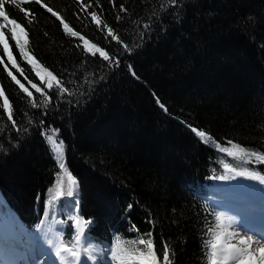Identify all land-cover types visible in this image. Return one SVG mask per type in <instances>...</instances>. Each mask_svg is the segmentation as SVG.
Segmentation results:
<instances>
[{
	"label": "trees",
	"instance_id": "trees-1",
	"mask_svg": "<svg viewBox=\"0 0 264 264\" xmlns=\"http://www.w3.org/2000/svg\"><path fill=\"white\" fill-rule=\"evenodd\" d=\"M80 2L91 7L81 11L77 0H42L77 36L35 0L6 8L29 32L27 50L69 91L60 93L55 81L51 91L41 84L9 38L17 63L43 95L37 93L0 46V85L16 125L0 98V246L12 233L25 244L40 240L49 248L63 240L80 246L85 257V248L98 256L116 237L132 241L152 232L158 250L164 242L175 250V264H208L204 241L220 214L222 192L237 195L247 187L231 179L236 171L264 176V164L228 143L264 154V0ZM92 11L119 42L91 21ZM81 35L110 60L85 53ZM192 128L215 143H201ZM53 130L64 144L66 173L78 183L71 197L68 175L42 135ZM78 218L92 221L82 245L74 239Z\"/></svg>",
	"mask_w": 264,
	"mask_h": 264
},
{
	"label": "snow or ice",
	"instance_id": "snow-or-ice-1",
	"mask_svg": "<svg viewBox=\"0 0 264 264\" xmlns=\"http://www.w3.org/2000/svg\"><path fill=\"white\" fill-rule=\"evenodd\" d=\"M26 2V0H25ZM80 3L81 11H86L87 8L91 7V4L81 3L80 0H77ZM35 3L40 5V7L45 8L51 16L55 17L60 24L63 26V29L66 33H70L72 36H77L78 33L73 31L69 24L65 22L62 16L52 7H48L46 4L42 3V0H35ZM98 3V0H97ZM173 6H178L179 0H171ZM16 5L17 8H20V4L17 3V0H0V46L3 48L4 56L7 57L8 64L11 65L13 69L16 70L20 76L24 77L28 81L31 88L35 89L37 93H42L41 87H38L37 84L33 83L31 80H28V75L24 69L20 67L17 63V60L12 54L9 45V38L14 41L15 47L18 49L20 56L24 61L27 62L32 68V71L35 73V76L39 78L41 84L46 83V87L51 91L52 82L55 81L57 85V90L60 93H66L69 90L64 87V81L58 79L51 71L46 67L42 66L33 55L27 50L30 43L29 32L26 29V26L17 21V19L12 18L9 12L6 10L7 6ZM23 10V9H21ZM120 12H125L126 9L121 6L119 9ZM91 21L95 22L98 26H101V20L98 14L95 11L90 13ZM28 21V24L32 23V14L26 13L25 17ZM121 19L120 16H117V20ZM148 27V25H145ZM107 29V35L113 40L119 42L118 36L114 34V30L107 24H103L100 27V30L103 31ZM7 30V33L6 31ZM83 41V49L85 53L91 52L93 56L96 53H99V56L102 57L105 61L110 60V55L108 52L104 51L102 48L98 47L95 43H91L83 35L79 37ZM4 64L3 57H0V65ZM4 70L7 72V75L11 80L18 85L21 92L25 93L29 98L33 97V93L29 91V88L13 74L11 70L8 69L7 65H4ZM42 73L44 75H42ZM45 75L48 77V80L45 81ZM0 98H3V109L4 112L8 114V120L12 122V127L15 128V122L13 120L12 108L9 103V99L5 95V89L0 85ZM44 99L46 102L50 100V97L45 95ZM33 107H36L35 101L32 103ZM191 131L200 139L201 143L208 144L210 141L215 143L214 138L207 134L203 130H198L192 128ZM46 136V139L50 142V147L52 148L54 155L59 156L57 161L58 167L61 172L66 173V165L63 163L64 155V144L63 141H60L56 136V131L53 130L49 133H42ZM231 149H235L236 153L243 155H248L255 158V161H258L261 164H264V154L259 152H254L244 147L237 145L231 141L228 142ZM221 152H225L229 156H235V153L228 148H223L220 145H217ZM227 171H233L227 164L225 165ZM68 175V190L67 195L69 197L73 196L74 190L78 187V183L75 178L72 177L70 173ZM235 176L247 177L250 180L258 181L260 184L264 185V176L254 172V171H236ZM218 179H225L224 176L218 177ZM57 192V197L62 194L63 180L57 182L55 185ZM51 191V189H50ZM131 208V205H129ZM225 217L222 214H217L215 216V225H209V228L206 232L208 239L204 241V247L206 251V256L208 257V264H264V236L260 235H249L247 232L244 233V236L247 238H240L238 243H230V240L239 236L238 232H229L228 228L231 227L232 222L229 221L227 227L224 225ZM151 223V221H149ZM91 220H85L78 218L74 221V227L77 231L75 232L74 239L77 245H82V237L85 236V228H88L91 225ZM219 229V231H215ZM133 230H136L135 228ZM138 231V230H137ZM261 245L253 251V243ZM51 243V241L49 242ZM55 247V255L61 261H66L67 264L75 262V264H84L81 256L82 253L74 247H69L66 243L61 240L59 243L53 245ZM113 259L118 260V264H175V250L167 242H164L162 250H158L153 238V233L148 232L143 236H139L137 240L132 241H122L120 237H116L115 243L110 249ZM84 253L87 254V259L96 261L97 255H92L88 253V249H84ZM66 254V255H62ZM162 255V259H161ZM69 258H71L69 260Z\"/></svg>",
	"mask_w": 264,
	"mask_h": 264
},
{
	"label": "rangeland",
	"instance_id": "rangeland-1",
	"mask_svg": "<svg viewBox=\"0 0 264 264\" xmlns=\"http://www.w3.org/2000/svg\"><path fill=\"white\" fill-rule=\"evenodd\" d=\"M17 1H24V0H17ZM231 179L237 181V183L240 185L247 183L249 186L247 185V187H245L244 189L240 188L239 192L242 193L236 195V197L234 198L232 197L231 194H228L227 196H229V198L232 199H228L227 197H225L224 200L226 202L219 205V207L221 208L223 207L229 208L227 212L226 211L220 212V214H222L225 217V221H224L225 227H227L229 221H231L232 224L231 227L228 228V231L229 232L235 231L240 233L239 236L233 237L230 240V243L236 244L238 243V240L240 238L242 237L245 238L244 236L245 232H247L249 235H258L259 233L262 236H264V230L263 229L260 230L259 228V224L264 223L263 217L257 219L253 216L243 215L241 219L240 218L238 219L234 214L230 213L231 209H236V208L232 207L231 205L228 206L229 203L237 204V205L242 203V205L239 207H242V210L251 212V209L246 207L247 204H244L243 200H241V197L245 196L246 194H251V195L255 194L261 197V199H257V197H254L252 199L254 200L253 203H251L250 205L252 208L258 207L259 205L262 206L264 203V186L263 187L259 186L255 180H250L247 177H243V176H234ZM222 186L226 187L223 183ZM249 220H256L255 221L256 224L245 225L244 222ZM4 241L5 244L3 245V247L0 246V264H67L66 261H61L58 257H56L54 246H51L49 248L44 247L40 240L35 244H30V243L25 244L21 241L16 240L15 238L12 237L11 234H9ZM254 245L255 246H253L252 249L253 251L256 250L255 248L256 244ZM78 250L81 252L80 246L78 247ZM62 255H66V254H62ZM47 257H50L52 259L46 260ZM81 259L82 261H84V264H118V260L113 259L110 249L105 250L101 248L99 250V254L97 256L96 261L88 260L87 257L83 255V253ZM71 264H75V262L73 261ZM232 264H235V262H232Z\"/></svg>",
	"mask_w": 264,
	"mask_h": 264
},
{
	"label": "bare ground",
	"instance_id": "bare-ground-1",
	"mask_svg": "<svg viewBox=\"0 0 264 264\" xmlns=\"http://www.w3.org/2000/svg\"><path fill=\"white\" fill-rule=\"evenodd\" d=\"M233 207L236 208L235 206H233ZM228 209H229V208H225V211L227 212ZM230 213H231V214H234V215L236 216V218H238V219H239V218L241 219V217H242L243 215H245V216H253V217L257 218V219H259L260 217H263V218H264V209H263V208H262V211L259 212V213L249 212V211H243V210L238 209V208H236V209H231ZM255 221H256V220L245 221L244 224H245V225L256 224ZM260 225H261V226H260ZM259 228H260V230H261V229L264 230V223L259 224ZM242 238H243V237H242ZM245 238H246V237H245ZM234 239H235V238H234ZM254 244H256V247H255V248H258V247L261 246V245L255 243V242H254ZM254 244H253V246H255ZM257 245H258V246H257ZM49 259L51 260L52 258H50V257H47V258H46V260H49Z\"/></svg>",
	"mask_w": 264,
	"mask_h": 264
}]
</instances>
